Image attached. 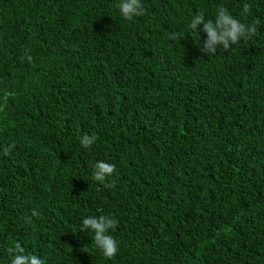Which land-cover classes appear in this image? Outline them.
<instances>
[{"label": "trees", "instance_id": "1", "mask_svg": "<svg viewBox=\"0 0 264 264\" xmlns=\"http://www.w3.org/2000/svg\"><path fill=\"white\" fill-rule=\"evenodd\" d=\"M119 2L0 0V264L15 243L46 264H264V0H141L132 21ZM219 6L258 31L209 56L188 25ZM100 215L113 259L81 231Z\"/></svg>", "mask_w": 264, "mask_h": 264}, {"label": "clouds", "instance_id": "2", "mask_svg": "<svg viewBox=\"0 0 264 264\" xmlns=\"http://www.w3.org/2000/svg\"><path fill=\"white\" fill-rule=\"evenodd\" d=\"M121 16L127 20L132 21L134 18L145 15V8L141 0H120L117 5ZM251 5L249 3L243 4V15L249 14ZM259 20L252 24H245L240 19L234 17L227 8L219 6L216 10L215 19H207L203 11L192 16L188 27L196 33L199 39V32L206 33V39L203 40L201 51L207 55H214L219 49L225 51L230 49V46L237 45L241 40H250L256 35ZM202 25V28L199 26ZM182 33H173L171 39H182ZM26 59L28 62L32 61V56L27 53ZM24 59V58H22ZM4 110V106L0 105V111ZM97 137L95 134H85L81 137L80 143L83 148L91 147ZM15 144H10L3 149L4 155H10ZM115 165L105 161H97L94 164L92 178L100 184H105L108 177L115 173ZM106 186H111L110 184ZM31 215L37 217L40 215L33 209ZM27 222H31V217L26 218ZM118 226V221L109 215L87 216L82 219L81 231L90 230L93 233V241L102 255L108 259H113L118 253V242L110 234L109 230H115ZM8 255L11 257L10 264H46L45 260L39 256L27 253L25 248L20 243H15L6 249Z\"/></svg>", "mask_w": 264, "mask_h": 264}]
</instances>
